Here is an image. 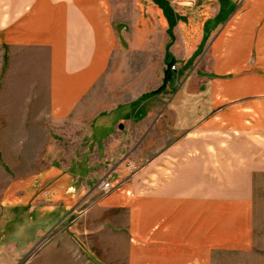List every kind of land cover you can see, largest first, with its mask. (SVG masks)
<instances>
[{"label":"crops","instance_id":"obj_1","mask_svg":"<svg viewBox=\"0 0 264 264\" xmlns=\"http://www.w3.org/2000/svg\"><path fill=\"white\" fill-rule=\"evenodd\" d=\"M167 1L171 13L147 2L156 17L139 11L134 29L165 27L176 70L155 92L165 49L143 51L151 65L133 83L114 78L112 0H0V138H44L46 153L58 125L89 121V153L69 163L63 150L14 174L0 149V264H20L70 227L88 241L89 229L107 236V264H216L251 245L264 172V0Z\"/></svg>","mask_w":264,"mask_h":264},{"label":"rangeland","instance_id":"obj_2","mask_svg":"<svg viewBox=\"0 0 264 264\" xmlns=\"http://www.w3.org/2000/svg\"><path fill=\"white\" fill-rule=\"evenodd\" d=\"M150 1L152 0H112L114 16L120 31V33L118 32L120 39L111 63V70L115 74L114 78L116 81L118 77L119 81L133 83L139 75L134 73V71L141 66L151 65V57L143 54V51L147 48L151 51L156 50L157 54L160 52V55L163 54L165 49L163 54L165 57L158 59V65L165 67L166 75L171 60L168 44L165 47V27L155 22L154 27H145L141 32L142 34L137 35L134 30L135 28H143L135 24L139 11H142V17L143 14H148V17H156L158 8L153 7L151 4L148 7L147 2ZM153 1L159 7L162 6L164 11L167 10V12L171 13L167 6V0ZM179 12L182 11L179 10ZM123 19L129 22V25L122 24ZM176 24L177 21L173 25L174 31L179 35V27ZM170 28L171 26H169L168 31H170ZM125 32L129 36H125L123 34ZM173 65L176 66L174 59ZM190 65L192 66L193 64ZM175 70L176 68L173 69V71ZM84 113L86 117H89V95ZM80 120L58 125L56 130L51 133V137L47 139L46 153L41 152L45 141L44 138L40 139L39 144L35 143L34 145H31L30 139L26 138H0V149H2L3 155L8 158L9 163L14 166V174H26L47 166L51 162L56 161L61 154L64 155L63 150L66 152L67 163L70 162V154L74 155L76 153V156H82L85 151L89 153V121ZM104 238H107V236L97 234L92 229H89V241L84 234L79 235L71 227L64 231H55L54 234L47 236L42 245L43 248L41 251L39 250L40 252L37 250L31 251L20 264H26L28 258L31 257L35 259L40 257L43 262L41 264H107L104 256H107L108 251L101 250ZM250 242L251 245L246 249L221 256L216 264H264V172L257 176L255 184L254 217ZM28 264H38V262L29 261Z\"/></svg>","mask_w":264,"mask_h":264},{"label":"trees","instance_id":"obj_3","mask_svg":"<svg viewBox=\"0 0 264 264\" xmlns=\"http://www.w3.org/2000/svg\"><path fill=\"white\" fill-rule=\"evenodd\" d=\"M171 62H172V64H171ZM171 62H170V64H169V66H168V68H167V71H166V75H165V79H164V83H163V85L159 88V89H157L155 92H159V91H161L162 89H164V87H165V85L168 83V81H169V79H170V70H172V65H173V59L171 60Z\"/></svg>","mask_w":264,"mask_h":264},{"label":"built area","instance_id":"obj_4","mask_svg":"<svg viewBox=\"0 0 264 264\" xmlns=\"http://www.w3.org/2000/svg\"><path fill=\"white\" fill-rule=\"evenodd\" d=\"M176 66L173 65V69H175ZM137 166H133L131 169H130V173L133 174L136 170H137ZM110 187V183L108 181H105L104 183V188L107 189Z\"/></svg>","mask_w":264,"mask_h":264}]
</instances>
